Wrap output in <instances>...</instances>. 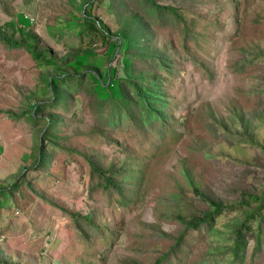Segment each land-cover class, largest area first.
<instances>
[{"label": "rangeland", "instance_id": "rangeland-1", "mask_svg": "<svg viewBox=\"0 0 264 264\" xmlns=\"http://www.w3.org/2000/svg\"><path fill=\"white\" fill-rule=\"evenodd\" d=\"M155 1L177 12L144 0H0V264H204L215 239L184 223L208 208L199 193L227 204L264 195V0ZM131 12L172 63L158 72L165 131L97 112L96 99L115 103L125 80ZM28 31L58 58L80 51L52 74L54 84L71 75L59 101L48 102L57 64L33 56ZM130 32L132 55L149 56L137 26ZM48 115L53 140L37 167ZM92 164L113 169L117 185L105 187ZM234 215L224 210L214 226ZM254 245L246 264H264Z\"/></svg>", "mask_w": 264, "mask_h": 264}, {"label": "trees", "instance_id": "trees-1", "mask_svg": "<svg viewBox=\"0 0 264 264\" xmlns=\"http://www.w3.org/2000/svg\"><path fill=\"white\" fill-rule=\"evenodd\" d=\"M149 3L151 6L156 7L157 9L170 10L172 12H177L173 6L161 5L155 0H144ZM86 14V12H85ZM129 17L130 21L127 22L129 29L123 28V31L126 33V42H124L125 47V69L126 75L125 80L119 84V92L115 94L117 100L115 103L104 102L95 99L98 105H102L101 108H97V112L102 113L106 117L108 124L118 125L123 122H130L135 127H146L148 125H155L161 127L162 131L169 129L170 124L167 122L172 115L169 113L168 108V98L164 92L163 81L158 74L159 70L170 71L172 69V63L166 52L154 44L153 37L150 36V28L144 24V20L141 18L138 12H131L130 14L125 15ZM87 18V17H85ZM89 19V18H88ZM89 22L90 30L99 31V28L96 27L94 19H90ZM99 21V26L102 28L100 31L103 32V35L109 33L108 28H104L102 21L96 18ZM95 24V25H94ZM136 25L139 31V34L142 35L141 40L145 42L147 46L150 47L149 56H142L145 54L135 53L133 56L131 50H129V44L127 43L131 38L129 37L133 26ZM28 35L22 38L28 40V36L34 40L35 45H33L31 53L38 60L41 57L46 56L51 62L57 64L56 71L48 73L50 74L49 78L50 89L53 92L50 101L56 102L62 98V87H65L69 81V76H65V82H62V78H57V84H54L53 73L59 72L61 68H65L68 62L75 59V56L79 54L80 51H75L70 57L58 58L54 56L49 49L40 48L37 49L38 39L32 32L28 31ZM130 33V34H129ZM92 37V36H91ZM89 38L92 41V38ZM2 38L7 41L5 36ZM24 39L20 40L24 42ZM93 42V41H92ZM91 42V43H92ZM62 74H59V76ZM83 78H79L77 81L74 80L75 84L72 90L77 91L80 85L83 84ZM112 83V78L110 80ZM59 91V92H58ZM100 99V98H99ZM33 111L32 115L34 119H38L39 113L42 112L44 107V102H33ZM107 111L106 113L103 112ZM107 115H112L108 117ZM114 115V116H113ZM117 115H122L120 118ZM46 123L41 128V131L44 129L42 139L39 144V154L40 158L36 162V166L40 167L41 163L45 158V149L42 146L44 141L48 138V141L52 142V138L49 136L51 127L54 124V118L52 115L44 116ZM43 160V161H42ZM93 165V164H92ZM93 169L97 171L104 180V186H116V180L109 175L107 172L110 171L111 174L114 172L113 169H104L95 167ZM125 169L117 168L116 171H124ZM198 192V191H197ZM199 193V192H198ZM203 200L207 203L208 208L201 211L199 214L190 216L184 221L185 230L191 228H199L201 225H205L208 231V234L215 239L216 245L211 246L208 249V257L206 260H202V263H210L215 257L224 256L225 264H246V259L248 255V249L250 242L255 243L254 251L256 252L264 248V229L262 227L261 221L264 218V195L260 196L258 194H250L249 196L243 195L241 199L233 201L231 204H227L220 199L206 196L203 193H199ZM252 202H255V206L252 207ZM236 211V215L232 217L230 221L223 223L222 228L214 226V223L219 216H221L224 210ZM228 235V237H225ZM176 240V244L178 243ZM159 261H156L158 264ZM215 264H219V261L216 260Z\"/></svg>", "mask_w": 264, "mask_h": 264}]
</instances>
